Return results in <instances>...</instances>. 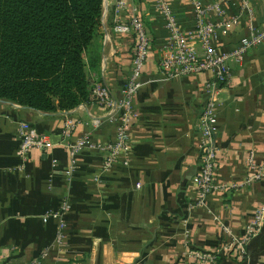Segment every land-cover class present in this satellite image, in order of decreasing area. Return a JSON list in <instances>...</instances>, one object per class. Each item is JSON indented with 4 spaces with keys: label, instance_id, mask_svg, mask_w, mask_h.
<instances>
[{
    "label": "crops",
    "instance_id": "obj_1",
    "mask_svg": "<svg viewBox=\"0 0 264 264\" xmlns=\"http://www.w3.org/2000/svg\"><path fill=\"white\" fill-rule=\"evenodd\" d=\"M167 2L179 28L191 32L188 0ZM238 2L222 5L226 17L236 13ZM115 3L103 0L100 26L83 60L90 90L102 82L118 101L130 74L134 40L132 34L116 35L113 26L116 20L127 22L132 9L138 12L151 46L132 101L136 118L127 129L125 150L103 168V147L113 141L115 129L105 122L96 129L90 125L91 119L106 118L92 103L48 119L0 103V264H195L187 250L212 251L231 238L239 240L264 206V177L245 183L264 165V43L249 50L242 65L229 63L231 81L221 87L215 109L217 190L204 207L193 209L192 180L201 169L198 123L211 75L166 78L158 63L167 31L155 1H129L116 20ZM250 4L252 19L243 14L237 26L218 33L219 50L234 49L250 27L264 26V0ZM207 18L218 21L214 15ZM67 118L76 123L72 141L88 135L93 145L81 150L73 171L60 145ZM20 122L34 126L52 145L29 152L24 164L18 156ZM261 231L241 258L227 255L218 264H264V227Z\"/></svg>",
    "mask_w": 264,
    "mask_h": 264
},
{
    "label": "built area",
    "instance_id": "obj_2",
    "mask_svg": "<svg viewBox=\"0 0 264 264\" xmlns=\"http://www.w3.org/2000/svg\"><path fill=\"white\" fill-rule=\"evenodd\" d=\"M129 1L134 0H116L114 5L115 20ZM154 1L156 10L164 19L167 31V42L158 63L159 72L168 79L201 73H209L212 79L206 85L205 93L208 101L199 117L201 169L200 173L192 180L196 197L189 205L193 209L202 208L205 206L208 195L217 190L213 182L216 169L213 132L216 124L215 109L219 91L222 86L230 84L229 63L242 65L246 53L264 43V26L259 29L250 27L249 35L242 37L234 49L219 50L216 46L218 33H224L227 29L237 26L243 14L252 19L253 10L250 0H239L236 13L229 17L225 16L222 5L227 4L230 0H218L215 3L188 0L194 18V27L191 32H184L179 28L177 18H175L167 0ZM209 15H214L218 21H210L207 18ZM126 19L127 22L116 20L113 26V32L116 35L132 34L134 40L130 74L120 91V98L116 101L109 88L102 82L93 84L89 94V103L103 109L106 115L104 121L91 119L90 125L96 129L100 128L102 122H105L115 129L113 141L103 147L102 164L104 169L110 168L117 161L121 152L125 150L127 129L136 118L132 101L141 87L140 77L151 46L143 20L138 12L132 9L126 14ZM194 44H197L199 49H196ZM62 124L60 145H63L67 151L70 162L68 171H73L76 170L75 162L81 150L93 148V145L89 142L88 135L72 141V134L76 127L73 120L67 118ZM17 139L18 156L22 164L25 163L28 153L32 150L46 151L52 147L47 136L37 134L34 128L26 122L18 123ZM68 171L66 175H68ZM262 177H264V165L258 167L245 183L259 181ZM68 209L69 206L63 204L62 210L67 211ZM53 217L56 218L57 215H53ZM59 227L61 233L64 224L61 222ZM263 227L264 206L256 209L239 240L231 238L212 251L187 250L186 255L195 264H217L219 259L227 257V255L241 258L249 240L256 237ZM223 231L225 234L229 233L227 229ZM58 239H61V236ZM26 264H39V262L32 261Z\"/></svg>",
    "mask_w": 264,
    "mask_h": 264
},
{
    "label": "trees",
    "instance_id": "obj_3",
    "mask_svg": "<svg viewBox=\"0 0 264 264\" xmlns=\"http://www.w3.org/2000/svg\"><path fill=\"white\" fill-rule=\"evenodd\" d=\"M102 5L0 0V103L47 119L88 104L83 58L100 26Z\"/></svg>",
    "mask_w": 264,
    "mask_h": 264
}]
</instances>
